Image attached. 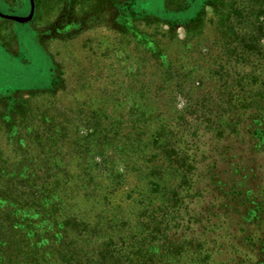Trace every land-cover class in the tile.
<instances>
[{
	"label": "trees",
	"instance_id": "trees-1",
	"mask_svg": "<svg viewBox=\"0 0 264 264\" xmlns=\"http://www.w3.org/2000/svg\"><path fill=\"white\" fill-rule=\"evenodd\" d=\"M209 1L128 55L115 116L109 91L30 104L66 83L54 62L46 88L0 95V264H264V0Z\"/></svg>",
	"mask_w": 264,
	"mask_h": 264
},
{
	"label": "rangeland",
	"instance_id": "rangeland-1",
	"mask_svg": "<svg viewBox=\"0 0 264 264\" xmlns=\"http://www.w3.org/2000/svg\"><path fill=\"white\" fill-rule=\"evenodd\" d=\"M166 2L171 4L169 12L172 11L166 19L160 16L166 9L165 0H43L38 7L34 0V12L28 22L19 23L0 17V95L12 94L16 90L46 88L51 82L53 70H56L54 62L59 76L66 83L56 82L51 92L40 95L42 100L40 97L26 96L30 104L54 99L57 104L70 107L71 113L76 114L88 111V108H79L76 104H86L91 101L89 98H98V94H102L100 100L103 101L104 92L109 91L122 103L117 105L107 101L104 105L106 111L108 114L115 111L113 116L123 112L121 106L125 108L127 104L123 99L127 91L122 93L120 81L123 79L126 82L128 78L131 80L140 74V69L135 65L127 68V64L135 61L140 54V42L146 38H158L160 30H167L169 34L182 38L185 33L183 21L186 19L179 12L186 8L185 16L190 11L193 14L198 10L208 13L211 4L209 0ZM0 10L5 14L27 16L30 3L29 0H0ZM152 16H159L164 22H156ZM169 25L176 26L170 30ZM204 37L211 39L210 30L205 31ZM40 43L47 46L48 52ZM1 44L15 54L6 51ZM130 53L134 59L128 60ZM163 54L167 56L165 52ZM211 63L212 70H215L214 63ZM206 65L199 68V74H208L205 73L208 70ZM143 70L148 73L153 68ZM135 90L132 87L130 91ZM175 96L174 105L181 108L185 97L181 94ZM25 99L21 104H27ZM193 128L186 132L187 135L200 138L203 128L198 132L192 131Z\"/></svg>",
	"mask_w": 264,
	"mask_h": 264
},
{
	"label": "water",
	"instance_id": "water-1",
	"mask_svg": "<svg viewBox=\"0 0 264 264\" xmlns=\"http://www.w3.org/2000/svg\"><path fill=\"white\" fill-rule=\"evenodd\" d=\"M29 3H30V11H29V14L27 16H17V15H13V14H5V13H2L0 10V17L6 18V19H11V20L19 22V23L28 22L33 15L34 6H35L34 0H29Z\"/></svg>",
	"mask_w": 264,
	"mask_h": 264
}]
</instances>
